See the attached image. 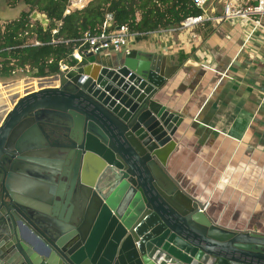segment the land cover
<instances>
[{
    "label": "water",
    "instance_id": "obj_1",
    "mask_svg": "<svg viewBox=\"0 0 264 264\" xmlns=\"http://www.w3.org/2000/svg\"><path fill=\"white\" fill-rule=\"evenodd\" d=\"M175 70L85 50L0 86V264H264V233L223 226L169 171L184 119L157 95Z\"/></svg>",
    "mask_w": 264,
    "mask_h": 264
},
{
    "label": "crops",
    "instance_id": "obj_2",
    "mask_svg": "<svg viewBox=\"0 0 264 264\" xmlns=\"http://www.w3.org/2000/svg\"><path fill=\"white\" fill-rule=\"evenodd\" d=\"M227 1L210 0L209 10L220 14ZM5 2L1 25L28 10L23 2ZM249 26L244 19L228 20L191 32L146 33L129 44L166 55L176 66L157 95L184 119L169 165L173 177L212 201L223 226L264 233V32L243 46ZM228 67L230 76H222ZM20 72L0 77V83L20 79L12 77Z\"/></svg>",
    "mask_w": 264,
    "mask_h": 264
},
{
    "label": "trees",
    "instance_id": "obj_3",
    "mask_svg": "<svg viewBox=\"0 0 264 264\" xmlns=\"http://www.w3.org/2000/svg\"><path fill=\"white\" fill-rule=\"evenodd\" d=\"M10 0L8 4H16ZM28 10L4 25L0 24V77L11 76L16 71L44 77L61 71V65L74 66L73 53L81 46L86 31L98 34L106 14L113 15V30L128 25L133 31L151 32L179 26L188 16L199 10L192 0H90L84 7H70L69 0H23ZM45 13L49 25L44 28L30 15L33 11ZM54 31H56L54 33Z\"/></svg>",
    "mask_w": 264,
    "mask_h": 264
},
{
    "label": "built area",
    "instance_id": "obj_4",
    "mask_svg": "<svg viewBox=\"0 0 264 264\" xmlns=\"http://www.w3.org/2000/svg\"><path fill=\"white\" fill-rule=\"evenodd\" d=\"M89 1L90 0H69L66 13L70 12V7L81 8ZM192 2L199 10L198 14L186 17L179 26H169L147 33L164 32L167 30H185L191 32L196 26H206L209 24H218L222 21L244 19L250 23L243 42V46H246L258 31L264 32V0L246 1L243 4H237L232 0H228L224 3L221 13L217 15L209 10L210 0H192ZM112 20L113 15L111 13L106 14L101 32L98 34H91V32L86 31L83 37L79 39L80 47L87 46L86 50L88 51L110 55L116 53L126 55L130 53L132 49L129 44V39L146 34V32L133 31L128 25H121L113 30H108V24ZM55 32L56 31H54V33ZM73 56L77 60V63H79L83 59V52L77 48ZM69 67L70 66L63 64L61 65V70ZM229 68L230 67L222 73V76H230L228 74Z\"/></svg>",
    "mask_w": 264,
    "mask_h": 264
},
{
    "label": "rangeland",
    "instance_id": "obj_5",
    "mask_svg": "<svg viewBox=\"0 0 264 264\" xmlns=\"http://www.w3.org/2000/svg\"><path fill=\"white\" fill-rule=\"evenodd\" d=\"M6 0H0V7L1 6H3L6 2H5ZM10 0H7V3L9 2ZM19 2H23V0H17V3L15 4V5H17ZM27 75H31V73H29V72H20L19 74H17V75H13L12 77L13 78H21V77H24V76H27Z\"/></svg>",
    "mask_w": 264,
    "mask_h": 264
},
{
    "label": "bare ground",
    "instance_id": "obj_6",
    "mask_svg": "<svg viewBox=\"0 0 264 264\" xmlns=\"http://www.w3.org/2000/svg\"><path fill=\"white\" fill-rule=\"evenodd\" d=\"M76 2V1H75ZM0 86H2V83H0Z\"/></svg>",
    "mask_w": 264,
    "mask_h": 264
}]
</instances>
